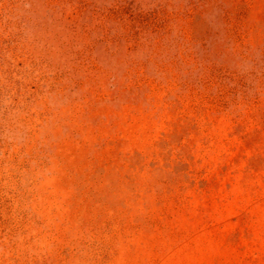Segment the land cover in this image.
<instances>
[{"label":"rangeland","instance_id":"374dc122","mask_svg":"<svg viewBox=\"0 0 264 264\" xmlns=\"http://www.w3.org/2000/svg\"><path fill=\"white\" fill-rule=\"evenodd\" d=\"M0 264H264V0H0Z\"/></svg>","mask_w":264,"mask_h":264}]
</instances>
